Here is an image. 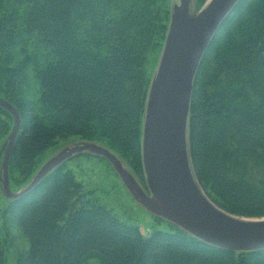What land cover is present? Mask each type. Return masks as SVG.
<instances>
[{"label":"trees","instance_id":"trees-1","mask_svg":"<svg viewBox=\"0 0 264 264\" xmlns=\"http://www.w3.org/2000/svg\"><path fill=\"white\" fill-rule=\"evenodd\" d=\"M206 2L195 0L196 10ZM171 6L172 0H0V96L21 114L10 187H25L45 152L71 135L106 146L146 184L149 65L164 48ZM29 45L34 51L20 59ZM30 75L40 85L32 101L24 97ZM13 124L0 105V141ZM188 142L196 179L216 205L239 217H264V0H240L205 51ZM83 154L94 153L71 158ZM67 161L0 210L27 240L17 264H264V249L221 248L178 224L145 235L87 191Z\"/></svg>","mask_w":264,"mask_h":264},{"label":"water","instance_id":"water-1","mask_svg":"<svg viewBox=\"0 0 264 264\" xmlns=\"http://www.w3.org/2000/svg\"><path fill=\"white\" fill-rule=\"evenodd\" d=\"M240 0H208L192 12L191 0H179L157 71L152 79L143 125L142 156L147 189L109 148L81 141L48 159L20 191L9 181V161L21 124L19 109L0 96V105L13 117L0 181L9 198L34 189L57 165L88 151L106 157L116 168L133 197L156 215L167 218L198 238L234 251L264 249V217L234 215L216 205L204 192L191 166L188 118L194 79L201 59L216 32Z\"/></svg>","mask_w":264,"mask_h":264},{"label":"rangeland","instance_id":"rangeland-1","mask_svg":"<svg viewBox=\"0 0 264 264\" xmlns=\"http://www.w3.org/2000/svg\"><path fill=\"white\" fill-rule=\"evenodd\" d=\"M178 1L179 0H172L171 9H173ZM191 9L192 12H197V10H195V0H191ZM33 51V45H29L27 52L20 51L18 57L22 59ZM159 60L160 57L157 62L154 56L151 58L149 70L154 68L152 78L157 71ZM24 90H27V93L24 92L26 100L32 101L33 99H37L40 94L39 82L30 75L25 84ZM8 136L9 135H6V138H3L0 141V173L2 172V161L5 152L4 145L6 144L5 142L7 141L6 139H8ZM81 141V138L77 135H71L66 139L59 140L55 146L50 147L45 152L37 170H39L48 159L57 154L63 148L77 144ZM119 158L123 161L125 167L140 181L138 174H135V171L131 168L130 164L121 157ZM67 165L76 178L83 183L87 191H91L93 195L102 202V204L125 222L138 224L145 235L150 234L154 230H172L175 228V222L164 217H158V215L151 212L133 197L114 165L106 157L99 154H83L68 159ZM143 185L145 188L147 187L146 184ZM20 187L21 186L19 185H14L11 186V189L18 191L24 186ZM8 199L9 198L3 190L2 182L0 181V210L7 204ZM2 220L3 219L0 216V238H6L4 242L6 264H17V254L27 247L26 237L23 232L12 223ZM95 262L98 264L97 260H95Z\"/></svg>","mask_w":264,"mask_h":264}]
</instances>
